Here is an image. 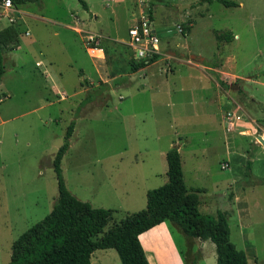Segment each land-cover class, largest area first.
Returning a JSON list of instances; mask_svg holds the SVG:
<instances>
[{"label":"rangeland","instance_id":"rangeland-1","mask_svg":"<svg viewBox=\"0 0 264 264\" xmlns=\"http://www.w3.org/2000/svg\"><path fill=\"white\" fill-rule=\"evenodd\" d=\"M83 1L88 11L78 0H38L18 5L13 14L12 24L21 34L19 44L23 47L17 53L19 58L8 55L2 61L0 264L8 262L11 242L49 212L56 196L51 160L74 119L76 105L86 96L92 100L78 111L80 116L60 160L70 193L92 207L99 206L107 200L112 186L120 193L123 187L129 191L135 187L137 168L147 159L141 153L179 146L185 185L203 188L198 194V210L214 214L227 209L229 240L244 252L247 264H264V151L250 144L249 136L231 135L233 145L241 146L240 153L248 162V170L242 174L243 167L236 160L238 151L230 148L232 152L226 156L222 138L218 142L211 132L219 129L221 135V125L213 128L203 126L198 119H173L167 107L173 89L178 90L174 98L180 104L177 111L198 110L201 101L211 106L216 81L237 95L245 109L258 110L235 92L238 87L228 86V82L237 84L238 77L253 72L259 74L257 81L247 86L264 104V0H230L236 4L230 7L215 0ZM145 14L152 20L166 55L129 72L130 53L123 39L127 27ZM70 24L77 34L69 30ZM26 29L28 36L23 35ZM225 32L231 34L228 42L216 38ZM90 35H95L102 55L97 52L91 56L78 48V41L82 48L90 45ZM38 59L49 60L52 67L46 87L56 98L48 106L40 105V95L27 70L12 65L33 67ZM77 67L84 72L90 69L92 75L83 78L82 69ZM220 70L233 75L221 81ZM145 75H151L142 81L147 82L148 90L141 91ZM76 79L81 93L71 96ZM251 116L260 125L261 116ZM203 127L209 131L205 142L200 136ZM226 157L229 168L220 169L218 162ZM109 170L113 172L107 177ZM234 176L241 178L230 190L227 185ZM232 194L239 196L237 201L232 202ZM121 218L122 212L114 211L104 229ZM166 223L172 228L170 237L183 262L215 264L210 241L200 246L170 221ZM95 252L106 253L102 257L105 264H120L113 249ZM172 256V250H166L162 264H172Z\"/></svg>","mask_w":264,"mask_h":264},{"label":"trees","instance_id":"trees-1","mask_svg":"<svg viewBox=\"0 0 264 264\" xmlns=\"http://www.w3.org/2000/svg\"><path fill=\"white\" fill-rule=\"evenodd\" d=\"M37 1L10 0L13 6ZM215 1L225 7L236 5L230 0ZM78 2L82 9H87L85 1ZM16 35L13 24L0 29V76L3 73V56L16 47V41H13ZM230 37L229 32L216 35L218 40L225 42ZM129 65V72L143 66L130 59ZM91 100L86 96L79 101L74 118L80 108ZM73 125L74 119L67 125L63 141L51 160L56 183L52 206L47 214L11 242L6 264H90V254L97 249H113L120 264H149L138 235L163 221H170L188 237L210 241L214 246L215 264H247L244 252L237 250L229 240L227 211L217 210L214 214H207L198 210L199 190L186 188L179 154L173 146L164 153L166 181L145 192L142 209L127 213L117 223L104 229L112 219L113 210L92 207L89 202L77 199L68 191L62 177L60 160L68 148Z\"/></svg>","mask_w":264,"mask_h":264},{"label":"crops","instance_id":"crops-1","mask_svg":"<svg viewBox=\"0 0 264 264\" xmlns=\"http://www.w3.org/2000/svg\"><path fill=\"white\" fill-rule=\"evenodd\" d=\"M86 5H87V9L85 11H88L89 6L87 3H86ZM16 7L17 6H13V8L15 9L14 10L15 12H17ZM15 12H13V14ZM7 24L8 23H7V19L5 17V14L0 13V29L2 27L6 26ZM18 24H19L20 28H22V25H21L22 21L19 22ZM71 26L72 25L70 24L68 27L69 30H71ZM24 32H27V34L25 35ZM72 32H74V31H72ZM75 34H77V33H75ZM23 35L28 36L29 31L27 29L24 30ZM20 36H21V34L16 35V38H17L16 47L14 49L6 52L3 56V60L6 59L8 57V55L9 56L12 55L13 59L14 58L17 59L20 57V55L17 54L18 51H20L23 47L22 46L23 44H21V45L19 44ZM78 42H79L78 48L80 50H82V49L84 51L86 50V52H87L86 47L82 48L81 41H78ZM27 43H32V44L34 43L35 44V41H32V42L27 41ZM159 44H160V41H159ZM25 46L28 47V44H25ZM159 48H160V45H159ZM127 49L130 53V50L128 47H127ZM38 50H40V49H38ZM161 50L163 51V49H161ZM163 52H165V51H163ZM39 53H41V52L39 51ZM87 54H88V52H87ZM169 54H171V52ZM189 57H190V55H189ZM129 59H130V55H129ZM160 59L161 58L157 59L156 61L150 63L149 65L156 63ZM37 62H38V65H35ZM12 65L15 68H18L20 70H27V72L29 73V75L31 77V80H33V83H35V85L37 87L36 93L40 95L38 100L40 101L41 106H48V105L55 102L56 93L55 94L52 93L47 88L48 86L46 85V81L51 78L50 72L52 70V67H51L49 60H47V61H45L44 59L43 60H40V59L35 60L33 62V67L32 66L23 67L22 65L17 66L14 63H12ZM221 67H222V65H221ZM77 68L82 69L80 67H77ZM140 69H142V68H140ZM34 70L36 71V74L34 72L32 73V71H34ZM82 71H83V69H82ZM222 72H224V71L220 70V74L222 75V77H220L221 81L223 80V77H231L233 75L232 74L229 76L226 73H222ZM81 75L83 78H84V76L89 77V75H92V72L89 69L85 72L83 71V74H81ZM258 75H259L258 73L253 72L250 74L243 75L242 77H238V79H237L238 83L237 84L234 83L235 81L234 82L233 81L228 82V86L230 88L238 87V88H236L235 92L243 95V97L246 99V101L252 103L253 105H255L257 107L258 110H255L253 112L249 108H246V109L244 108L242 102L237 100V97H238L237 95H234L233 93H230L229 91H227L225 89H222L220 87V85L214 80L213 81H214V85H215L216 90L214 91V93L212 95L213 100L211 102V106L207 105L208 102L201 101V105L198 108V110L196 109L194 111H186V112L177 111L176 109H178L177 107L180 106V104L176 100H174V98L176 97L175 93H178V90L173 89V90L169 91L170 103L167 107L170 108V110H169V111H171L170 115L172 116L173 119H186L189 121L194 120V119H198L203 123V126L208 125V126H211L213 128H214V126L216 127V125H218V126L221 125V131H222L221 135L218 132L219 131L218 128H217L218 130H216V129L211 130V132H214L213 135L215 136V140H217L218 142H220V138H222L226 156H230V154L232 152V151H230V148H234L236 151H238L239 155H238V158L236 160H238L240 166L243 167V170L241 172L242 174L245 172L246 167H248V162L245 161L242 153H240L243 150V149H240L241 146L239 144H238V146L233 145V140H232L231 135L235 134V135L244 136V137L249 136L250 137L249 143L253 144L255 146V148L259 147V149L264 151V145H261L260 143L254 142V138L257 140V137H260L262 140H264V122H263L264 121L263 120L264 119L263 118L264 104L259 98L255 97L253 92L250 91V89L247 86L250 83L255 82V80L257 81L256 77ZM149 76H151V75H145V76H143V78H141L140 84L141 85L144 84L143 87L140 88L141 91L144 89L148 90L147 82L143 83L142 81H145V78L147 79ZM153 76H156V75L153 74ZM0 80H1V76H0ZM78 85H79L78 80L76 79V83L74 84L72 92H70L69 95L77 96L78 94L81 93V90L77 89ZM149 88H151V87H149ZM151 89H154V88H151ZM60 92H63V91L59 90V93ZM235 106H238V108H239L237 113L240 115V118L238 121H236L235 128L233 131H225L223 121H222V115L226 110L233 109ZM251 114L255 115V116H261L260 117L261 119L259 121L260 125L256 124L257 119H256V117H252ZM77 116H80L79 113ZM76 117L74 118V122H75ZM237 131H242L243 133L239 134V133H237ZM208 132L209 131L205 130L204 127L200 131V136L203 139V142L206 141ZM225 144H227V146ZM175 147L177 148L179 146H175ZM167 149L168 148H166L162 152L157 151V150H153V151L141 153V157H143L144 159H146V158L147 159L145 160V162H144V160H141L140 167L137 168V170H138L137 171L138 172L137 177H135V179H134L135 187H133L130 191H129V188L127 189L126 187H123V188H121V193H120L119 190L116 191L117 188L112 186V188L107 190V193H108L107 200H104L103 204H99V206L112 209L113 210L112 215H113L114 211L115 212H118V211L122 212V218L127 213L135 212L137 210L142 209L145 206V192L148 189L160 186L161 184H163L166 181V176H165L166 163H165V159H164V153ZM238 149H240V150H238ZM245 154L248 155V153H245ZM179 158H180V156H179ZM242 158L246 162L245 164H243L241 162ZM247 160H249V156L247 157ZM221 162H227L228 168H229V160L227 157H226V159H223L220 162H218V164H220ZM164 163H165V167H163ZM180 165H181V171H182V178H183V182H184L181 159H180ZM112 172H113V170H109V171H106L105 174L107 175V177L108 176L110 177V174H112ZM240 178H241L240 176H234L228 182V185H227L228 188L230 190H233L234 184H236L237 181L240 180ZM124 180H127V179L124 178ZM125 183H128V182L126 181ZM123 185H124V183H123ZM185 186L187 189H198L199 190L198 194L201 191H203L202 187L199 188V187H194V186H187V185H185ZM232 195H233V201L232 202L237 201L239 196L237 194H232ZM199 203H200V199H198V205H199ZM99 206H96V207H99ZM226 210L227 209H225V210L222 209L219 211H226ZM166 222L167 221L160 222V223L154 225L153 227L149 228L148 230H146V231H144L138 235V240H139V242L143 248V252H144V255L146 257V260L148 261L149 264H162V259H163L164 254L166 253V250L170 249L173 252V256L170 259V261L168 260L169 262H171L172 264H186L185 262H183L179 258L178 254H176L175 245L172 242L171 237H170L172 228L169 225H167ZM226 222H227V220H226ZM171 224L174 226V228H176V226L173 223H171ZM227 226H228V222H227ZM228 233H229V227H228ZM194 240L197 241L200 246H203V244L206 241V240L201 241V240L196 239V238H194ZM97 250H100V249H97ZM104 250H106V249H104ZM95 251L96 250H94L90 254V258H89L90 264H105V263H103L102 257L105 256L106 253L101 254V253H96ZM165 262L167 264V261H165Z\"/></svg>","mask_w":264,"mask_h":264},{"label":"built area","instance_id":"built-area-1","mask_svg":"<svg viewBox=\"0 0 264 264\" xmlns=\"http://www.w3.org/2000/svg\"><path fill=\"white\" fill-rule=\"evenodd\" d=\"M13 12L15 11L10 0L0 1V13L5 14L8 24L14 22ZM24 34L26 35L27 32H24ZM88 40L91 42L86 47L88 54L96 56L95 53L99 52L102 55V50L98 46V41L95 40V35L88 36ZM123 42L130 50V60L135 64L141 63L143 65L141 68L166 55L159 48L157 32L153 27L152 20L149 19L147 14L142 15L136 22L127 27ZM35 65H38V62ZM238 110V106H235L233 109L226 110L223 113L222 121L225 131L234 130L236 121L240 118V115L237 113ZM237 133L242 134L243 132L237 131ZM254 142L259 143L255 138ZM219 168L227 169V162H221Z\"/></svg>","mask_w":264,"mask_h":264},{"label":"water","instance_id":"water-1","mask_svg":"<svg viewBox=\"0 0 264 264\" xmlns=\"http://www.w3.org/2000/svg\"><path fill=\"white\" fill-rule=\"evenodd\" d=\"M194 56L193 55H190V58H193ZM200 60H202V58L199 57ZM257 140L259 141V143L261 145H264V140H262L260 137H257Z\"/></svg>","mask_w":264,"mask_h":264}]
</instances>
